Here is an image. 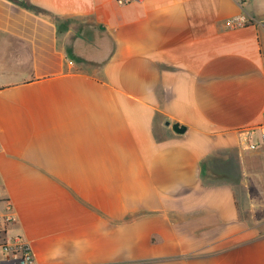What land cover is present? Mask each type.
Here are the masks:
<instances>
[{
	"label": "crops",
	"instance_id": "crops-1",
	"mask_svg": "<svg viewBox=\"0 0 264 264\" xmlns=\"http://www.w3.org/2000/svg\"><path fill=\"white\" fill-rule=\"evenodd\" d=\"M263 61L264 0H0L6 235L33 264H264Z\"/></svg>",
	"mask_w": 264,
	"mask_h": 264
},
{
	"label": "built area",
	"instance_id": "built-area-1",
	"mask_svg": "<svg viewBox=\"0 0 264 264\" xmlns=\"http://www.w3.org/2000/svg\"><path fill=\"white\" fill-rule=\"evenodd\" d=\"M234 21L238 25L245 23L242 16L236 17ZM240 134L242 135L241 144L244 149L262 148L264 150V113L259 124L243 128ZM253 136H256L255 142L250 140ZM6 210L7 213L0 216V264H33L34 256L30 245L18 236L10 237L6 235L5 229L13 221L10 214L11 208L7 207Z\"/></svg>",
	"mask_w": 264,
	"mask_h": 264
},
{
	"label": "water",
	"instance_id": "water-1",
	"mask_svg": "<svg viewBox=\"0 0 264 264\" xmlns=\"http://www.w3.org/2000/svg\"><path fill=\"white\" fill-rule=\"evenodd\" d=\"M165 124L168 125V122ZM171 128L176 134H182L185 131V127L179 123L172 124Z\"/></svg>",
	"mask_w": 264,
	"mask_h": 264
},
{
	"label": "rangeland",
	"instance_id": "rangeland-1",
	"mask_svg": "<svg viewBox=\"0 0 264 264\" xmlns=\"http://www.w3.org/2000/svg\"><path fill=\"white\" fill-rule=\"evenodd\" d=\"M233 170H236V171H237V167H236L235 169H233ZM248 180H249V179H248ZM249 182H250V180L248 181V183H249ZM249 184H250V186H253V183L250 182ZM251 189L253 190L252 187L250 188V190H251ZM251 197H253V200L255 201V203L258 204V201H260L259 196H257V195H256V196L252 195Z\"/></svg>",
	"mask_w": 264,
	"mask_h": 264
},
{
	"label": "trees",
	"instance_id": "trees-1",
	"mask_svg": "<svg viewBox=\"0 0 264 264\" xmlns=\"http://www.w3.org/2000/svg\"><path fill=\"white\" fill-rule=\"evenodd\" d=\"M30 9L36 14H41V11L39 9H37V8L30 7Z\"/></svg>",
	"mask_w": 264,
	"mask_h": 264
}]
</instances>
